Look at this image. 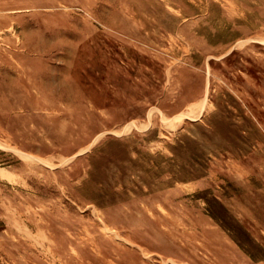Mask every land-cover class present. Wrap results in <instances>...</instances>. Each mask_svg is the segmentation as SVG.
Returning <instances> with one entry per match:
<instances>
[{
  "label": "rangeland",
  "instance_id": "1",
  "mask_svg": "<svg viewBox=\"0 0 264 264\" xmlns=\"http://www.w3.org/2000/svg\"><path fill=\"white\" fill-rule=\"evenodd\" d=\"M0 264H264V0H0Z\"/></svg>",
  "mask_w": 264,
  "mask_h": 264
}]
</instances>
